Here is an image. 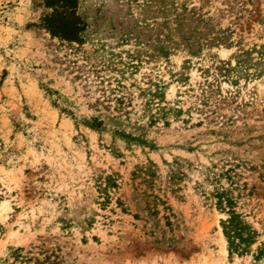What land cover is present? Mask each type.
<instances>
[{"label":"rangeland","instance_id":"374dc122","mask_svg":"<svg viewBox=\"0 0 264 264\" xmlns=\"http://www.w3.org/2000/svg\"><path fill=\"white\" fill-rule=\"evenodd\" d=\"M46 1L0 0V264H264V0H77L73 41ZM201 164L239 165L244 254Z\"/></svg>","mask_w":264,"mask_h":264},{"label":"trees","instance_id":"16d2710c","mask_svg":"<svg viewBox=\"0 0 264 264\" xmlns=\"http://www.w3.org/2000/svg\"><path fill=\"white\" fill-rule=\"evenodd\" d=\"M76 5L77 0H47L46 6L52 12L42 20L44 29L52 36L64 40L77 39L79 22L74 13ZM167 165L169 168L165 182L166 188L176 195L181 190L180 183L186 178V171L192 167V164L183 158L175 157L172 163ZM198 168L195 169L199 174V180L195 182L194 190L205 203L212 205L220 214L226 215V219L221 221V227L229 247L239 254L246 253L247 248L254 244V234L245 226L237 211L243 197L242 190L246 186L239 184L241 178L237 172L239 165L223 164L217 167L214 164L211 166L201 164ZM147 175L154 176L152 173ZM110 188L114 189L116 185L114 180L107 176L104 178L103 185L99 187L105 200L109 199ZM149 196L153 198V202H160L156 196Z\"/></svg>","mask_w":264,"mask_h":264},{"label":"bare ground","instance_id":"6f19581e","mask_svg":"<svg viewBox=\"0 0 264 264\" xmlns=\"http://www.w3.org/2000/svg\"><path fill=\"white\" fill-rule=\"evenodd\" d=\"M6 207V203L5 202H2L1 205H0V211H2L3 209H5Z\"/></svg>","mask_w":264,"mask_h":264}]
</instances>
